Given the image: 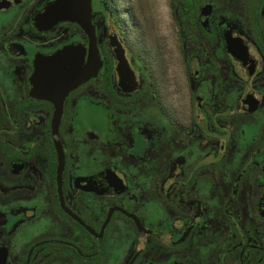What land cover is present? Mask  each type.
<instances>
[{"label":"flooded vegetation","instance_id":"obj_1","mask_svg":"<svg viewBox=\"0 0 264 264\" xmlns=\"http://www.w3.org/2000/svg\"><path fill=\"white\" fill-rule=\"evenodd\" d=\"M54 1L0 0V264H264V0Z\"/></svg>","mask_w":264,"mask_h":264},{"label":"water","instance_id":"obj_2","mask_svg":"<svg viewBox=\"0 0 264 264\" xmlns=\"http://www.w3.org/2000/svg\"><path fill=\"white\" fill-rule=\"evenodd\" d=\"M48 12L53 18H69L86 28L88 24L89 0H55L48 7ZM60 55L62 54L58 53L54 57L59 59Z\"/></svg>","mask_w":264,"mask_h":264},{"label":"rangeland","instance_id":"obj_3","mask_svg":"<svg viewBox=\"0 0 264 264\" xmlns=\"http://www.w3.org/2000/svg\"><path fill=\"white\" fill-rule=\"evenodd\" d=\"M142 1H146V4L148 3V0H142ZM156 1V0H155Z\"/></svg>","mask_w":264,"mask_h":264}]
</instances>
